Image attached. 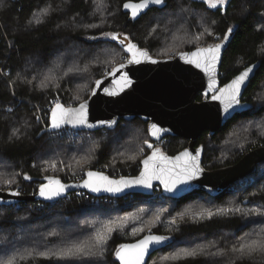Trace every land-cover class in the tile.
<instances>
[{"label": "trees", "instance_id": "1", "mask_svg": "<svg viewBox=\"0 0 264 264\" xmlns=\"http://www.w3.org/2000/svg\"><path fill=\"white\" fill-rule=\"evenodd\" d=\"M126 3L135 5L140 0H3L0 5V182L6 180L2 179L3 168L14 169L19 178L12 186L13 192L18 191L25 196L33 195L41 181L46 178L73 183L81 181L89 171L104 173L111 179L138 176L140 163L148 156L142 145L148 142L147 125L136 120L120 123L114 132L76 133L71 137L64 133H56V136L51 133V137L42 136L41 133L44 130L47 132L49 128L48 116L57 103L65 108H74L89 96L78 97L72 89L76 83L73 80L61 83L55 81V78L47 87H41L45 78L36 74L45 69L47 72V66L53 61L52 57L58 54V57L62 56L61 51L69 45L86 49L77 55L82 58L88 57V54H100L102 51L112 52L111 57L116 53L125 56L113 41L103 37V33H118L121 37H128L140 50H146L153 57L155 46L149 42L152 40L148 41L147 33L155 29L149 28L148 23L152 17L163 13L170 15L168 19L160 20L159 29H181L182 24L185 29V24H188L187 29L202 33L204 26L208 27L209 20V35L217 36L219 41L230 28L232 31L236 30L223 57L220 71L223 84L244 68L261 63L259 72L243 96L244 101L252 106V110L235 117L213 137L205 133L198 141L204 148L203 168L206 171H215L234 166L247 153L264 147V137L259 138L256 134L254 142L257 145L250 146L249 143L244 154H239L235 149H221L229 131L245 120L261 121L264 130V15L261 14L264 13V0H232L225 14L221 11L213 13L191 0H165V4L153 7L134 19L124 8ZM42 9H48V15H41L40 22H35ZM178 16L185 17L187 22H180ZM180 31L182 29L174 33ZM193 50L191 48L184 52ZM100 71L98 67L93 68L88 75L97 76L94 79L97 81L103 78ZM59 76H62L61 72ZM197 101L200 102L201 97ZM41 115L47 116L44 130L40 123ZM129 124L140 126L141 131L136 135L141 144L132 143L128 139L132 137V132L126 133ZM256 132L258 130L254 131ZM261 134L263 135L262 132ZM75 137L78 138L72 139ZM86 137L92 141H87ZM166 141H171L172 145L162 151L170 157L184 150V147L180 149L181 143L187 144L177 139L168 138ZM133 146L138 148V154L141 149L146 151L144 156L139 158L138 154L133 156L128 153ZM47 148L53 153L51 157L56 165L63 169L60 174L44 173L35 168L37 157L47 151ZM224 155L227 158L223 160ZM130 157L136 160L128 161ZM89 160L91 162L88 163ZM116 162L118 163L114 165ZM83 163L88 166L80 169L79 166ZM262 167L264 164L251 177L232 186L217 198L196 193L173 201L164 199L159 191L151 198L128 196L120 200L95 199L99 200L95 204L92 197L77 196L76 193L53 205L35 203L13 208L0 207V238H11L7 241L0 240V260L13 248L16 255L25 254L29 258L27 262L20 264H117L115 253L121 245L133 244L147 235L149 220L156 218L154 210L161 211L162 208L171 206V215H177L184 206L190 205L192 213L183 220L163 219L164 226L153 228L152 235L169 237L171 243L154 254L148 264H154L157 258L169 257V254L174 256L182 249L198 248H204L208 252L225 251L227 254L170 258L164 264H264V255L259 253L251 258L232 260L230 252L233 245L238 246L241 242L256 238L264 229V217L256 215L264 212ZM25 175L29 179H25ZM157 195L159 200H156ZM232 197H237V200L233 206L230 205L227 212H215L209 216L208 211L226 206ZM104 200H107L106 204L103 203ZM83 217H88L85 220L94 221L95 225L105 226L102 230L89 231L88 226L79 222ZM110 219L112 222L109 223ZM24 222L31 227L29 231H24ZM109 227L113 229L110 233L107 232ZM17 228L20 232L13 236L12 231ZM56 229L60 230L59 233L52 235ZM99 232L107 236V244L101 255L78 259H58L53 255L86 240L91 243ZM49 235L52 238L48 239ZM27 241H32L33 245L25 243ZM6 243H11V246L6 247ZM35 244L51 253L44 256L36 251V255L33 252ZM31 250L33 253L29 257L27 252Z\"/></svg>", "mask_w": 264, "mask_h": 264}, {"label": "water", "instance_id": "2", "mask_svg": "<svg viewBox=\"0 0 264 264\" xmlns=\"http://www.w3.org/2000/svg\"><path fill=\"white\" fill-rule=\"evenodd\" d=\"M157 6L158 5H150L137 17H140L147 10ZM126 11L129 12L131 18H133L131 14L132 9L128 8ZM235 32L236 30H233L229 33L228 41L224 42L221 48V59L215 64V68L211 73L205 72L202 68H196L194 65L187 63L183 58L184 54L194 52L196 49L190 52L179 53L175 57L164 59L154 58L149 52L143 50L148 53V58H140L139 63H129L131 54L122 49L118 42L113 41V43L123 51L127 60L123 63L125 67L119 72L110 74L112 73L111 71L108 75L101 78L99 80L101 81L99 87H97L95 83L92 91L95 90L96 95L93 96L91 91L90 96L86 100L88 122L95 126L92 128H73L70 125H64L61 129L53 130L48 128L47 132H43V134L57 133L63 130H70L75 133L114 132L122 122L130 123L139 120L147 125L148 137L153 144H159L168 138L182 140L188 143L187 148L175 156L170 157L162 153L161 149H155L147 157L151 156L154 151L157 152L158 155L167 157L170 163L161 162V167L166 166L170 169L173 164L176 163L174 160L175 157L180 156L181 153L188 152L190 156L197 157L196 162L200 169L198 175L194 179L186 184H178L172 192H166L163 183L156 179L151 181L152 186L150 188H145L141 185H133L123 188V190L119 192H109L104 190L103 185H101L100 191H92L90 188L84 187V181L88 179L87 173L80 182L73 183H63L60 179L46 178L41 181L39 188L33 195L25 196L18 193V191H14L17 195H12L11 193H13V191H0V207L13 208L20 205L35 203L53 205L66 200L69 196L76 193H83L94 199L107 198L120 200L128 196L151 198L157 189L161 192V196L164 199L173 201H179L196 193H203L210 198H217L232 186L251 177L255 174L257 168L264 164V147L247 153L234 166L215 171H206L203 168L204 148L203 146L196 147L198 141L205 133L213 137L221 129L225 128L235 117L246 114L252 110L250 104L244 103L243 96L251 81L259 72L261 68L260 62L246 67L253 69V73L251 74L252 78L247 83L246 87L241 88V94L238 97V105H233L225 112L226 100L222 102L221 100L212 99L213 95H219V90L226 85L221 86L219 78L220 71L224 54L233 41ZM127 42L132 43L129 38ZM215 45H208L205 48L214 47ZM119 67L120 65L115 68ZM244 70L245 68L242 71ZM123 76H127L130 83L124 84L122 80ZM212 80H214L215 83L214 87L210 88L209 84ZM198 97H201L200 102L197 101ZM82 103H85V101ZM79 105L70 109H78ZM102 120L115 121V124L111 128L99 125L98 122ZM152 124H155L161 130L157 136L149 134V128ZM142 161L140 163V172L138 176L134 178L111 179L106 174H101L111 181H120L121 179L132 181L140 177L144 168ZM181 162H183V158ZM49 179L58 180L60 181V185L63 186V191L59 195L53 196L51 199L40 195L41 185H48L53 189L58 187L55 184H50ZM170 243L171 242L167 240L163 245L150 248L149 252L144 257V264H148L149 259L154 254L164 250ZM115 261L117 264H121L116 256Z\"/></svg>", "mask_w": 264, "mask_h": 264}, {"label": "snow or ice", "instance_id": "3", "mask_svg": "<svg viewBox=\"0 0 264 264\" xmlns=\"http://www.w3.org/2000/svg\"><path fill=\"white\" fill-rule=\"evenodd\" d=\"M203 3L207 4L211 8L218 10L219 5H223L227 0H202ZM165 0H140L139 4H124V8L132 9V17H137L144 9H147L150 5H163ZM264 15V13H261ZM41 15H48V9H42L40 15H37L36 22H40ZM90 27H95V25H90ZM232 29L228 30V33L224 34L223 41L219 44H216L214 47L208 48H197L196 51L191 53H186L183 55V58L187 63L194 65L196 68H202L205 72L211 73L215 64L221 59V48L224 42L228 41L229 33ZM207 32V29H205ZM104 38L118 42L120 47L126 52L131 54V60L129 63H139L140 58H148V53L146 51L140 50L135 44L128 43L127 37H121L118 33H103ZM93 39H95L93 37ZM155 62V61H153ZM125 65L120 64L119 68H113L112 73L119 72L123 69ZM69 71H73L69 69ZM253 73L252 68H245L244 71L240 72L239 75L235 76L230 83L226 84L224 88L219 90V95H213L212 99L221 100L222 102L226 100L225 112L228 111L233 105L239 104L238 97L241 94V88L246 87L247 83L252 78L251 74ZM122 80L124 84L130 83L127 76H123ZM46 81L41 82V87H47L50 80L46 78ZM96 86L101 85V81L97 80ZM215 81L212 80L209 84V87H214ZM92 95H96V91H92ZM39 119V117H37ZM99 125L113 127L115 121H99ZM64 125H70L73 128L87 127L92 128L95 125L90 124L87 119V101L81 103L78 109L65 108L61 104L57 103L50 113V123L48 127L53 130L61 129ZM161 130L155 125L152 124L149 128V134L152 136H157ZM148 147H152L151 144ZM183 158V162L182 161ZM176 161L173 164L172 168L161 167V162H169L167 157L158 155L157 152H153L151 156L147 157L142 161L144 168L140 174V177L129 181L121 179L120 181H111L106 176L101 173H95L92 171L87 172L88 179L84 181L83 186L90 188L92 191H100L101 185L104 186L105 191L109 192H119L123 188L131 187L133 185H141L145 188H150L151 181L153 179L160 180L164 185V190L166 192H172L178 184H186L192 179H194L200 169L198 166L197 157L190 156L188 152L181 153L180 156L174 158ZM52 167H55L53 164ZM29 179L27 175L24 177ZM13 180H3L2 183L6 185H11ZM50 184H55L58 187L50 188L48 185H41L40 195L46 196L51 199L53 196L59 195L63 191V186L60 185V181L49 179ZM12 195H17L13 192ZM212 213H209L211 216ZM256 215L264 217V212L256 213ZM113 229L109 227L107 232H112ZM52 235H55L52 233ZM169 237L161 235H146L143 239L139 240L136 244L132 245H121L116 251L115 256L121 262V264H144V257L149 252L150 248L155 246L163 245ZM107 244V236L105 233H98L94 241L91 243H81L76 244L73 247H70L66 250H62L59 254L53 253L54 256H57L58 259H78V258H90L97 255H101L104 251V246ZM215 247V245H211ZM232 254V260H243L245 258H251L254 254L259 253L264 255V229L261 230V233L256 238L248 239L247 241L241 242L238 246L233 245L230 249ZM183 256L186 257H196L198 255L206 256H224L227 253L225 251H214L208 252L204 248L192 249V250H182ZM43 255V254H41ZM171 259H177V256L170 257ZM167 259V258H166Z\"/></svg>", "mask_w": 264, "mask_h": 264}, {"label": "rangeland", "instance_id": "4", "mask_svg": "<svg viewBox=\"0 0 264 264\" xmlns=\"http://www.w3.org/2000/svg\"><path fill=\"white\" fill-rule=\"evenodd\" d=\"M102 3V2H101ZM100 3V5H101ZM3 4V0L2 2L0 1V5ZM168 13H163L160 16H155L152 17L149 21V28L152 27L155 30H157L155 32V30L151 29L148 31L147 33V38L148 41L151 42L152 44H154V50L155 55H153L154 58L157 59H164V58H170V57H175L177 54L182 53L188 49H197V48H205L208 45H212V44H218L220 43L222 40L219 41L218 37L215 35H209V31L211 29L210 27V23L208 20V27L204 26V29H207V32L204 31V29L201 30L202 33H198L200 31H196L195 29L193 30H189L187 29L188 24H185L187 26H185L184 29V24H182V31H180L179 33H174L176 31H179L181 29H177V28H171V27H161V29H159V24H160V20L162 19H168L169 18ZM191 16V17H190ZM179 17V16H178ZM190 18L193 19L192 15H189ZM41 20V19H40ZM189 20V19H188ZM179 21L180 22H187V19L184 18H180L179 17ZM36 22V19H35ZM155 22V23H154ZM102 24H100L99 26H102ZM206 25V24H205ZM148 28V29H149ZM155 33V34H154ZM156 42V43H154ZM149 46L151 44H148ZM65 50V51H64ZM86 50V49H84ZM84 50H82L81 48H79L78 46L75 45H69L68 47L64 48L63 51H61L60 54L62 56L58 57V55H56L55 57L53 56L52 59V63H49L50 65L47 66V72L46 69L42 72V73H38L36 74L37 76H44V80L46 81V78H48V80L50 81H59L61 83L66 82L67 80H70V82L73 80L74 82L76 81V83L73 85L74 87L72 88L73 91L75 92V94L78 97H87L90 96L91 91H92V86L94 85V83L96 82L94 79L97 78V76L94 77H90L88 74L90 73L91 69L93 68H99L100 74L105 77L106 75H108L113 68H115L116 66L120 65L121 63H124L127 60V57L125 56H119V54L116 53L115 56L111 57V53H106L105 52H101L100 54H88V57L82 58V56H77L79 52H84ZM88 52H91L89 50H87ZM85 51V52H87ZM85 55V54H84ZM66 57V59L64 60V58ZM117 60V62H115ZM69 69H72L73 71H69ZM62 74V76H59V74ZM88 75V76H87ZM101 76V77H102ZM75 77H78L79 79H76ZM84 79V80H83ZM86 79V80H85ZM47 82V81H46ZM48 111V109H47ZM51 112V111H50ZM47 119V116L45 117V115H41L40 116V123L42 126V129L44 130L46 128V124H45V120ZM49 119V116H48ZM253 126V127H251ZM263 124L261 123V121L258 120H254V121H246L245 122H241L239 125L234 126L231 131H229V134L226 138V141L222 144V148L224 151L227 149H231V150H237L239 154H244L246 148L248 147L249 143H251L250 146H255L257 145L254 140H255V135L257 134L259 136V138H263L264 137V130L263 129ZM252 128V129H251ZM126 133H131L132 132V137H128V139L132 142V143H137L139 145V139L137 137V135L139 134V132L141 131L140 126H138L137 124H129L127 126ZM256 133H254V131H257ZM47 131V130H46ZM45 132V130H44ZM261 132L263 133V135L261 134ZM42 136H48L51 137L52 134L46 133L43 134V132L41 133ZM56 136V133H53ZM78 134V133H77ZM137 134V135H136ZM64 135H69L74 136L76 135L75 132L68 130L66 133H64ZM53 136V135H52ZM131 136V135H130ZM78 137L72 138V139H76ZM87 141L90 140L89 137H86ZM119 139V138H118ZM92 141V140H90ZM119 141L116 142V144H118ZM141 144V143H140ZM151 144L152 147H148V145ZM50 145V144H49ZM144 150L146 149V151H144L143 149L140 150L139 154H138V148H136L135 146H133V149L128 152L130 154H133V156H136V154H138L139 158H141L142 156H144V152H146V154L148 153V155L155 149H163V151L166 148H169L172 144L171 141H162L159 144H153L148 137V142H144L143 144ZM187 146L186 143H181L180 144V149L183 148L185 149ZM218 149V148H217ZM221 149L219 150V152H221ZM162 151V153H164ZM127 153V154H128ZM53 153H51V150L47 148V151H45L41 156L37 157V161H36V166L35 168L37 169H41L42 172L44 173H50L53 174V172H56L58 174H60L61 172H63V169L59 168L56 164V161L53 160V158L51 157ZM227 158V156H223V160L224 158ZM134 157H130V159L128 161H134L136 159H133ZM225 158V159H226ZM87 162V161H86ZM91 162V160L88 161V163ZM218 161H216L217 163ZM113 163L114 165L117 164ZM55 165V167H52V165ZM113 165V167H114ZM86 166H88L87 163H83L81 164L79 167L80 169L85 168ZM262 169L264 170V167H262ZM2 171H4L2 173L3 177L2 179H10L13 180L14 182L11 185H6L2 182H0V191L2 192H8V191H12V186L13 184H15L17 182V178H19V174H17L16 171H14V169H5L3 168ZM77 182H80L77 180ZM156 200H159L158 195L156 196ZM237 197H232V199L229 201V203L226 206H222L218 209L214 208L211 209L210 211H208L207 213H212L214 214L215 212H220V211H225L227 212L228 209L231 207L230 205L233 206V204H235V201ZM152 202V201H151ZM190 205L184 206L183 209L177 213V215H171L173 208L171 206H167L166 208H162L161 211H155V215L156 218L151 221L149 220V225H148V233L152 234V230L153 228H157L160 226H164L166 219L168 218V220H183L186 216L191 215V208L189 207ZM201 207V206H198ZM160 210V209H159ZM217 210V211H216ZM212 216V215H211ZM90 217V216H89ZM85 218L88 217H83L81 218V220L79 221L82 225L84 226H88L87 229H89V231H93L96 229H103L105 224H102L103 226H100L99 224L93 223L91 220H85ZM113 219V217H111ZM108 220L109 223L112 222L111 220ZM164 219V220H163ZM30 223V222H29ZM25 227L24 231L27 229L28 231L30 230V226L29 224L27 225L25 222ZM22 228V229H23ZM100 230V232H101ZM60 230L56 229L54 234L59 233ZM18 232H20V230L16 231H12V235L14 236V234H17ZM26 232V231H25ZM99 232V233H100ZM25 235H28V233H24ZM52 237L49 238L50 239ZM17 239V238H16ZM47 239V240H48ZM0 240L3 241H7V240H11V238H0ZM11 242V241H10ZM89 241L86 240L84 241V244L88 243ZM29 245H33L32 241H27L25 242ZM80 244V243H78ZM36 247L35 249H33V252H35V254L37 255L36 251H39L41 254H43L44 256H46L47 254H50V252H46L45 248H38V244H35ZM11 243H6V247H10ZM184 250V249H182ZM182 250H180L178 253H176L174 256H177V259H185L187 258L186 256H183L182 254ZM32 250L27 252L28 256L31 255ZM31 257V256H29ZM170 257H172L169 254V257L165 256V257H161V258H157L156 260H154V264H164L166 261H170ZM83 258V257H82ZM167 258V259H166ZM29 260L28 257H25V254H20V255H16L15 250L12 248L9 251V254L2 258L0 260V264H20L22 262H27Z\"/></svg>", "mask_w": 264, "mask_h": 264}, {"label": "flooded vegetation", "instance_id": "5", "mask_svg": "<svg viewBox=\"0 0 264 264\" xmlns=\"http://www.w3.org/2000/svg\"><path fill=\"white\" fill-rule=\"evenodd\" d=\"M191 1L203 5L207 10H210V11H212L213 13H216L217 11H218V12L221 11L223 14L226 13L227 9L230 7V4H231V2H232V0H227V2H226L225 4H223V5H219V6H218V10H217V9H215V8H211V7H209L207 4L203 3L202 0H191ZM224 8H225V9H224ZM234 77H235V76H234ZM234 77H233V78H234ZM219 78H220L221 86H224L225 84L228 83V82H227V83L223 84V83H222V76H220ZM233 78H232V79H233ZM232 79H231V80H232ZM231 80H230V81H231ZM230 81H229V82H230ZM243 100H244V98H243ZM244 103H246V102L244 101ZM165 140H166V139H165ZM187 145H188V143H187ZM198 146H201V145H199V144L197 143V146H196V147H198ZM186 148H187V146H186ZM179 153H180V152H179Z\"/></svg>", "mask_w": 264, "mask_h": 264}, {"label": "built area", "instance_id": "6", "mask_svg": "<svg viewBox=\"0 0 264 264\" xmlns=\"http://www.w3.org/2000/svg\"><path fill=\"white\" fill-rule=\"evenodd\" d=\"M66 132H67V130H63V131L58 132V133L61 134V133H66ZM155 192H156V193H159V190L157 189ZM79 194H80V195H79ZM82 195H85V194H83V193H78L77 196H82ZM93 200L95 201V204H98L99 200H95L94 198H93ZM103 203L106 204V203H107V200H104Z\"/></svg>", "mask_w": 264, "mask_h": 264}, {"label": "bare ground", "instance_id": "7", "mask_svg": "<svg viewBox=\"0 0 264 264\" xmlns=\"http://www.w3.org/2000/svg\"><path fill=\"white\" fill-rule=\"evenodd\" d=\"M68 131V130H67ZM61 132V131H60ZM58 133V132H57ZM103 199H107V198H103ZM112 200V199H111Z\"/></svg>", "mask_w": 264, "mask_h": 264}]
</instances>
